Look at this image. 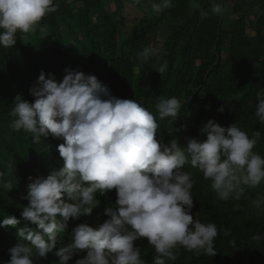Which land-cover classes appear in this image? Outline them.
Masks as SVG:
<instances>
[{"label": "clouds", "instance_id": "obj_1", "mask_svg": "<svg viewBox=\"0 0 264 264\" xmlns=\"http://www.w3.org/2000/svg\"><path fill=\"white\" fill-rule=\"evenodd\" d=\"M58 7L55 0H0V47L14 46L18 33H35L42 19ZM171 7L172 0L151 3L156 14ZM224 10L217 0H211L212 13L220 15ZM207 15L201 13L202 18ZM157 54L158 49L146 47L139 56L147 61ZM166 67L165 63L155 70L162 73ZM65 72L57 82L54 74L46 78L41 71L30 88L34 103L17 97L11 112L14 130L31 134L37 143L49 135L64 143L58 146L61 168L46 178L32 180L29 176L23 197L29 203L21 212L23 219L8 215L0 223L15 231L7 264H34V251L44 259L54 252L58 264H68L82 252L86 255L75 264H147L134 244L141 238L155 250L152 264L176 261L181 247L214 257L219 230L215 223L193 219L194 181L184 167L190 164L202 172L221 200H238L246 188L264 182V157L253 151L260 132L250 138L236 123L223 127L210 119L201 129L206 140L189 138L184 147L176 139L165 143L163 138L156 139L157 116L135 99L112 96L95 75L70 68ZM181 107L176 97L162 98L156 105L159 120H177ZM218 111L223 113L224 107ZM255 114L264 123V92L257 93ZM3 176L0 172V181ZM0 188L10 192L14 187L11 182H0ZM113 189L116 206L106 205L108 218L90 226L85 221L99 205L97 195L111 200ZM254 204L264 205V196ZM81 216L88 217L72 229L71 241L57 248L58 235L70 220ZM228 234L225 230L224 235ZM230 243L236 247V241Z\"/></svg>", "mask_w": 264, "mask_h": 264}, {"label": "trees", "instance_id": "obj_2", "mask_svg": "<svg viewBox=\"0 0 264 264\" xmlns=\"http://www.w3.org/2000/svg\"><path fill=\"white\" fill-rule=\"evenodd\" d=\"M112 1L121 8L122 0ZM188 1L172 0L171 8L130 28L119 42L114 14L105 9L102 0H55L58 10L46 15L35 33H18L14 46L0 47V172L4 173L0 182H11L14 187L10 192L0 188V223L8 215L23 219L21 212L29 203L23 198L29 176L32 180L46 178L63 166L58 152L63 139L49 135L37 143L31 134L12 127L15 117L11 112L17 97L34 103L30 88L41 71L46 78L54 74L57 82L66 75V68L95 75L112 96L135 99L157 116V140L170 143L176 139L181 147L189 138L206 140L201 129L211 119L223 127L236 123L250 138L259 131L253 151L264 157V123L255 114L257 93L264 92V38L259 36L264 17L260 15L248 25L246 17L252 6L239 0H217L225 9L220 15L211 12V0H204L192 11ZM254 1L258 6L264 4V0ZM202 12H207V17L202 18ZM247 29L254 32L253 37L247 35ZM158 38L162 39L158 54L142 60L139 53L153 48ZM165 63L164 72L155 70ZM171 97L181 101L179 117L159 120L156 105ZM222 106L223 113L218 111ZM184 170L191 172L194 181L193 219L215 223L219 230L214 241L217 253L214 257L196 255L181 247L177 260L169 264H264V205L254 204L264 196V182L246 188L238 200L224 201L202 172L190 164ZM112 193L111 200L97 195L99 205L93 217L108 218L104 208L116 206L115 189ZM84 217L88 216L69 221L57 237V248L71 241L72 229L83 223ZM13 235L12 226L0 227V264L9 261ZM255 236L261 238L253 239ZM231 241H236V247ZM134 244L140 247L141 258L152 264L156 253L147 239ZM84 255L86 252L74 255L68 264H75ZM33 260L34 264H58L59 258L54 252L47 259L39 258L34 251Z\"/></svg>", "mask_w": 264, "mask_h": 264}, {"label": "rangeland", "instance_id": "obj_3", "mask_svg": "<svg viewBox=\"0 0 264 264\" xmlns=\"http://www.w3.org/2000/svg\"><path fill=\"white\" fill-rule=\"evenodd\" d=\"M203 1L204 0H189L188 2H189L190 11L199 7ZM239 1L251 4L252 6L251 12L246 17V22L248 25L253 24V22L258 16L261 15L264 17V4L258 6L254 0H239ZM151 3L152 0H122V4L120 6L121 8H118L117 5H115L112 0H102V4L105 7V9H107L109 13L114 14L113 19L118 28L119 42L127 37L130 28L134 27L135 25H139L141 23L147 22V20H149L156 14L153 13L151 10ZM246 33L249 37L254 36V32L251 31L250 29H247ZM159 36H162V34H159ZM259 36L262 39L264 38V27L260 30ZM161 40L158 38V43H156L153 46V49L160 48L162 42ZM224 51L225 50L222 51L223 58H225L226 55L224 54L225 53ZM254 67L258 68L257 64H254ZM85 222H87L90 226H97L103 223L104 220H102V218L92 217L91 219Z\"/></svg>", "mask_w": 264, "mask_h": 264}]
</instances>
